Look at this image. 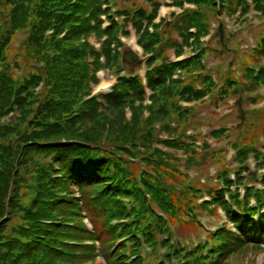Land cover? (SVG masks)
Returning a JSON list of instances; mask_svg holds the SVG:
<instances>
[{
    "label": "trees",
    "instance_id": "1",
    "mask_svg": "<svg viewBox=\"0 0 264 264\" xmlns=\"http://www.w3.org/2000/svg\"><path fill=\"white\" fill-rule=\"evenodd\" d=\"M172 1L175 6L196 7L180 15L183 33L196 43L208 33L212 18L234 13L238 6L242 15L249 10L247 0ZM262 1L254 0L256 9L264 12ZM103 4L102 0H0V264L92 263L96 244L107 264H154L158 260L157 264H169L189 255L192 263L179 260L177 264H228L235 253L243 254L250 247L260 250L264 189L248 188L240 200L237 191L229 190L232 181L222 162L215 176L222 187L206 189V193L210 204L225 210L237 233L223 228L212 235L209 248L200 246L190 252L172 244L169 236L162 237L167 227L150 202L170 216L175 213L169 209L174 190L181 188L193 198L202 191L180 170L181 165L189 169L196 164L193 146L183 141L194 108H182L176 100L197 102L212 93L215 84L210 75L203 74L206 51L202 50L182 62L163 64L148 75L151 104L147 107L142 106L145 91L137 77H118L109 93L87 99L98 82V71L115 75L122 71L120 55L110 45L120 46L116 33L125 25L108 16L110 26L103 29L100 16L108 14ZM130 17L136 25L147 21L154 27V33L144 32L139 43L150 51L159 42L156 53L161 57L170 41L167 33L160 40V25L152 23L149 11L139 9ZM190 27L196 29L194 35L187 32ZM22 31H26L20 43L25 67L20 68L17 60L12 65L7 61V53ZM93 32L98 40L106 37L98 49L87 42ZM260 47L264 56V40ZM177 69L185 70V81L171 80ZM245 78L250 88H256L264 84V69L256 77L247 72ZM196 84L202 88L196 89ZM240 87L225 78L215 102L239 95ZM225 132L212 135L219 138ZM162 133L167 138H161ZM234 148L238 163L252 153L260 160L258 166H264V155L257 150ZM178 151L186 153L183 162ZM241 170L247 168L239 166ZM243 178L236 175L235 184ZM260 183L264 185V175ZM225 190L237 213L224 201ZM251 197L255 208L248 206ZM80 202L93 224L99 223L96 231L84 227ZM120 239L124 240L112 251Z\"/></svg>",
    "mask_w": 264,
    "mask_h": 264
},
{
    "label": "rangeland",
    "instance_id": "2",
    "mask_svg": "<svg viewBox=\"0 0 264 264\" xmlns=\"http://www.w3.org/2000/svg\"><path fill=\"white\" fill-rule=\"evenodd\" d=\"M106 2L109 0H105ZM165 0H111L109 2L110 9L107 5H105L106 9H108V13L112 14V7L114 6L115 8L119 7L120 9H128L130 12H133V10L137 8H143L145 10H149L151 12L152 10H155L157 12L158 8L160 6H157L156 3L160 2L162 6L165 4ZM168 1V0H167ZM115 2V3H114ZM170 2H172L170 0ZM113 4V5H112ZM104 7V8H105ZM105 9V10H106ZM172 12H177V9H172V8H164L162 7L159 10V17L161 19H164L165 21H169L171 17ZM103 19L102 22L103 24L108 21L106 15H102ZM264 21V19H263ZM218 22H221L224 26V31L225 33H229L232 35V38H227L232 42L227 41V46L229 49L234 50L235 52L233 55L231 54H226L229 49L224 50V48H220L218 45L219 39L216 37L213 42L210 41L209 43V48L210 49H216L217 51L214 53L215 56H210L206 62H211L213 65H216L215 68H213L214 71H216L219 68V71L222 73L225 70V65L226 63L233 64L234 60V65L236 67L235 71L237 70V73L242 72L246 67L249 66H255L256 65V59L252 55V50H250L251 45L254 44L253 38L251 34H254L257 29L259 32V35L257 36V41H260L264 37V24L259 27L260 24V18L259 17H254V12L251 11L249 14V17L246 22L240 23L235 20V18H229L222 16ZM259 28H256V27ZM128 30L130 32L129 36L121 37L123 40L122 42L126 46L125 50H132L134 52H137L139 57L144 61L145 56H143L141 49L136 45V40L137 38L135 37L134 30L132 27H128ZM238 34H240L238 36ZM26 36V31L19 32L17 36L14 38V40L11 42L10 47H9V61L17 60V64L19 65L20 68L25 67L21 62L23 61V47L20 45L21 41L24 39ZM170 37L176 41L177 33L176 31H171ZM242 41V42H241ZM225 42V40H224ZM243 46V50H240V46ZM19 54H15V53ZM174 54V50L171 48L169 51H167V56H172ZM246 55L251 59L252 63H248L246 61ZM234 60H233V59ZM257 62L260 63V59H257ZM30 67L29 61L26 59V68ZM233 70V73H235ZM140 73H144V67L141 68ZM99 78V84L96 86L97 88H100L103 83L106 84H112L114 83V77L109 74V73H100L98 75ZM261 91H264L262 89ZM255 94H243L244 97V102H242V105H244V108L246 109V114L244 113V120L241 122V125L237 127V125L234 126V124H239L240 120L238 115L236 114V103H231L229 107L225 105L224 107H221L218 110H215L213 108V105L208 104L207 106H202L197 107V114L199 117V120L197 121V129H193L188 127L187 130L194 132V135H200L199 142H204L206 143L209 148L211 149H223L225 150V160L228 162L230 167L235 166V159H229L228 158V153L226 149L229 148V143L233 147L236 145L235 138L238 137H244L243 143L247 146H251L250 143H253L256 139V137L259 139L260 132L262 133L264 131V126L261 124V115L257 113L256 115H253L259 122V127L256 128L254 131V120L251 118L249 115V112L251 109H256L257 108L252 105L253 102H250L251 96H254ZM254 106V108H253ZM262 106H264V101L262 103ZM255 110V111H256ZM246 122V123H245ZM243 123L245 125L243 126ZM221 127H226L230 130H227L226 133L221 136L222 139H219V141H213L209 137V133L212 130H215L217 128ZM239 134V135H238ZM185 141H187L185 139ZM210 142V144L208 143ZM252 148L256 149L254 146H251ZM257 150V149H256ZM223 154V152H215L214 157L217 155L220 157ZM196 158H199V155H195ZM252 156H249V163L253 167L254 161L252 160ZM183 159V158H181ZM211 166V161H208L205 164H201L200 162L196 164L193 168H191L188 173L190 174L191 178L195 179L196 177L199 178V180H204V175L203 170L209 168ZM180 170L186 171L184 167H180ZM212 173L213 168H209L207 171ZM204 186L211 187L212 182L205 183ZM74 191V190H73ZM175 191V190H174ZM207 200V198H205ZM170 210H174L175 213L171 214L170 217L173 220V222L176 224L178 228H182L181 231L182 233L185 234V237L182 238L186 241V245L188 247L192 246L194 243L199 242L197 239V235L195 232V223L193 222H187L184 224V219H180L181 216L180 214H183V216L186 214V221H191L193 219V215L189 212L190 209L187 207L186 202L184 201L183 198L178 197L177 195L174 196V202L171 204ZM185 211V212H184ZM197 219L200 221V225L202 228L208 232H212L215 229L219 228L221 225L225 224L224 217L222 216L221 213L217 212L215 209L212 210L211 214H202L199 213L197 214ZM84 223L86 224V220H84ZM99 224V223H97ZM88 225V224H86ZM89 227V225H88ZM90 228V227H89ZM195 235V240L191 241L190 238L192 236L190 234ZM198 238L200 240L204 239V234L202 232H198ZM175 237H177V233L175 232ZM177 261H179L180 257L178 256ZM248 262V264H264V249L260 251H253L251 256H245L244 258L241 257V259H236L233 264H245V261ZM185 263H192L193 262V256L189 255L187 258L183 259ZM205 263H208V260H205Z\"/></svg>",
    "mask_w": 264,
    "mask_h": 264
},
{
    "label": "water",
    "instance_id": "3",
    "mask_svg": "<svg viewBox=\"0 0 264 264\" xmlns=\"http://www.w3.org/2000/svg\"><path fill=\"white\" fill-rule=\"evenodd\" d=\"M220 33L222 34V30H220ZM125 58L128 59L131 62V64H135V65H139L140 64V62H137L135 55L132 54V53H129L127 55V57H125ZM239 112L242 115V112H241V109H240V105H239Z\"/></svg>",
    "mask_w": 264,
    "mask_h": 264
},
{
    "label": "bare ground",
    "instance_id": "4",
    "mask_svg": "<svg viewBox=\"0 0 264 264\" xmlns=\"http://www.w3.org/2000/svg\"><path fill=\"white\" fill-rule=\"evenodd\" d=\"M106 83H103L102 86H104Z\"/></svg>",
    "mask_w": 264,
    "mask_h": 264
}]
</instances>
